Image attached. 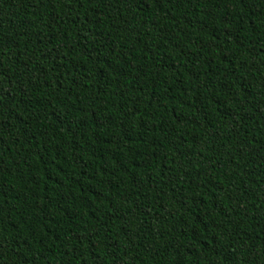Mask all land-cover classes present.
Masks as SVG:
<instances>
[{
  "label": "trees",
  "instance_id": "trees-1",
  "mask_svg": "<svg viewBox=\"0 0 264 264\" xmlns=\"http://www.w3.org/2000/svg\"><path fill=\"white\" fill-rule=\"evenodd\" d=\"M0 264H264V0H0Z\"/></svg>",
  "mask_w": 264,
  "mask_h": 264
}]
</instances>
